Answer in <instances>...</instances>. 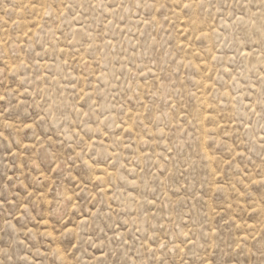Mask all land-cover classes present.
<instances>
[{
    "label": "rangeland",
    "instance_id": "1",
    "mask_svg": "<svg viewBox=\"0 0 264 264\" xmlns=\"http://www.w3.org/2000/svg\"><path fill=\"white\" fill-rule=\"evenodd\" d=\"M0 264H264V0H0Z\"/></svg>",
    "mask_w": 264,
    "mask_h": 264
},
{
    "label": "snow or ice",
    "instance_id": "2",
    "mask_svg": "<svg viewBox=\"0 0 264 264\" xmlns=\"http://www.w3.org/2000/svg\"><path fill=\"white\" fill-rule=\"evenodd\" d=\"M185 7H187V5H185Z\"/></svg>",
    "mask_w": 264,
    "mask_h": 264
}]
</instances>
